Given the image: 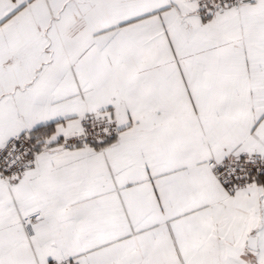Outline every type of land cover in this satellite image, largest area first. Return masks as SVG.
<instances>
[{
    "label": "snow or ice",
    "instance_id": "snow-or-ice-1",
    "mask_svg": "<svg viewBox=\"0 0 264 264\" xmlns=\"http://www.w3.org/2000/svg\"><path fill=\"white\" fill-rule=\"evenodd\" d=\"M0 264H264V0H0Z\"/></svg>",
    "mask_w": 264,
    "mask_h": 264
}]
</instances>
